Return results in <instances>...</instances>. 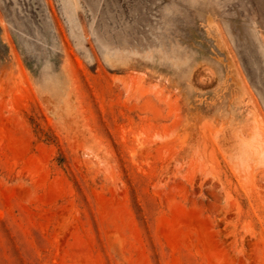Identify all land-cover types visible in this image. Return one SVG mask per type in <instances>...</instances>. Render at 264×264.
<instances>
[{"label": "rangeland", "instance_id": "obj_1", "mask_svg": "<svg viewBox=\"0 0 264 264\" xmlns=\"http://www.w3.org/2000/svg\"><path fill=\"white\" fill-rule=\"evenodd\" d=\"M0 264H264V0H0Z\"/></svg>", "mask_w": 264, "mask_h": 264}]
</instances>
